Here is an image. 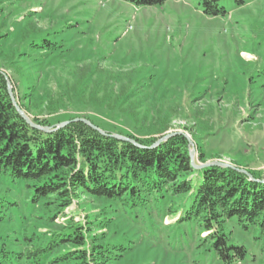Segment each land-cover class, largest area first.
Instances as JSON below:
<instances>
[{
    "label": "rangeland",
    "instance_id": "rangeland-1",
    "mask_svg": "<svg viewBox=\"0 0 264 264\" xmlns=\"http://www.w3.org/2000/svg\"><path fill=\"white\" fill-rule=\"evenodd\" d=\"M219 4L226 13L207 16L198 0H0V68L30 118H84L156 142L183 135L196 165L264 174V0ZM43 36L60 43L58 55L32 47ZM0 197L14 202L0 223V245L12 254L5 264H30L18 255L45 245L71 217L90 221L110 264H222L208 232L179 221L191 194L149 195L136 208L83 195L54 220L22 182L0 175ZM226 231L247 250L240 264H264L260 229L230 222Z\"/></svg>",
    "mask_w": 264,
    "mask_h": 264
},
{
    "label": "trees",
    "instance_id": "trees-1",
    "mask_svg": "<svg viewBox=\"0 0 264 264\" xmlns=\"http://www.w3.org/2000/svg\"><path fill=\"white\" fill-rule=\"evenodd\" d=\"M134 1L136 5L154 6L167 0ZM198 1L207 16L226 13L219 0ZM232 1L237 5L247 2ZM31 45L55 55L60 50L58 41L44 36ZM31 119L40 126L57 125L37 117ZM111 134H102L74 118L51 132L32 126L14 106L7 78L0 72V175L24 183L33 203L43 201L45 206L52 207L55 213L52 220L65 214V209L83 195L120 201L136 208L146 205L149 195L191 194L179 221L196 222L207 231V240L222 264H240L244 260L245 246L231 243L226 225L235 223L243 231L255 227L264 234L262 172L245 173L217 165L196 169L191 163L189 142L183 135L171 136L153 147L156 139L142 140L128 135L138 146ZM13 204L0 197V223L8 205ZM59 227L45 245L27 249L18 257L24 256L30 264H42L45 256L72 246V250L55 256L52 264H110L108 247L102 236L93 233L95 229L89 220L71 217ZM11 257V252L1 244L0 264Z\"/></svg>",
    "mask_w": 264,
    "mask_h": 264
},
{
    "label": "water",
    "instance_id": "water-1",
    "mask_svg": "<svg viewBox=\"0 0 264 264\" xmlns=\"http://www.w3.org/2000/svg\"><path fill=\"white\" fill-rule=\"evenodd\" d=\"M0 72H2L6 78H7V84H8V91H9V94L12 98V101H13V104L14 106L16 107L17 111L19 112V114L29 123L31 124L32 126L34 127H37L45 132H51L53 131L54 129H57V128H60L64 125H66L68 122H63L59 125H57L56 128H51V127H42L40 125H37L35 124L32 119L26 114V112L18 105V103L16 102L14 96H13V92H12V89H11V85L9 83V80H8V76L5 72H3L2 70H0ZM82 121L84 123H86L87 125L91 126L92 128L98 130L100 133L102 134H106L105 131H103L102 129H100L99 127L95 126L92 122H90L89 120L87 119H84V118H79V119H75V121ZM111 136L117 138V139H120V140H125V141H130L138 146H140L137 142H135L133 139H130L128 137H125V136H122V135H119V134H111ZM169 136H166V137H163L162 139H159L153 146H157L159 145L160 142L166 140V138H168ZM190 144H191V141H190ZM190 157H191V162H192V165L196 168H203V167H208V166H211V165H218V166H223V167H233L235 168L233 165L229 164V163H222V162H213V163H206V164H203V165H196V163L194 162V154L191 152L190 154ZM238 169V168H236ZM240 171H245L243 169H238ZM246 172V171H245Z\"/></svg>",
    "mask_w": 264,
    "mask_h": 264
}]
</instances>
